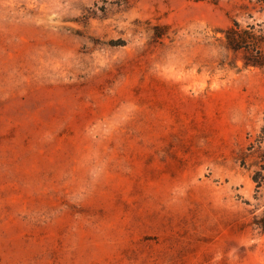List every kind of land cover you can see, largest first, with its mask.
<instances>
[{"label":"rangeland","instance_id":"obj_1","mask_svg":"<svg viewBox=\"0 0 264 264\" xmlns=\"http://www.w3.org/2000/svg\"><path fill=\"white\" fill-rule=\"evenodd\" d=\"M234 19L264 0H0V264H264Z\"/></svg>","mask_w":264,"mask_h":264},{"label":"trees","instance_id":"obj_2","mask_svg":"<svg viewBox=\"0 0 264 264\" xmlns=\"http://www.w3.org/2000/svg\"><path fill=\"white\" fill-rule=\"evenodd\" d=\"M225 45L233 51L244 50V65L264 66V35L257 33L253 25L241 27L237 20L224 30ZM252 152H256L260 158V169H264V125L260 127L259 133L247 146ZM261 170H256L252 176L256 186L264 184L257 179Z\"/></svg>","mask_w":264,"mask_h":264}]
</instances>
